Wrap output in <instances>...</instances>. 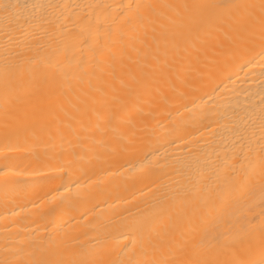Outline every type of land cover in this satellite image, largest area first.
I'll return each instance as SVG.
<instances>
[{
	"label": "bare ground",
	"instance_id": "6f19581e",
	"mask_svg": "<svg viewBox=\"0 0 264 264\" xmlns=\"http://www.w3.org/2000/svg\"><path fill=\"white\" fill-rule=\"evenodd\" d=\"M226 2L256 7L158 9L163 15L129 7ZM33 3L58 7H26ZM259 4L0 0V51L7 43L26 57L13 94L20 103L0 101V259H70L89 238L125 249L132 234H120L176 189L189 158L211 161L203 183L223 186L196 194L212 195L208 215L187 245L165 216L157 246L136 242L127 254L140 264L259 259L264 178L258 164L245 175L252 151L233 131L264 108ZM206 227L222 246L200 247Z\"/></svg>",
	"mask_w": 264,
	"mask_h": 264
},
{
	"label": "snow or ice",
	"instance_id": "6c2138e0",
	"mask_svg": "<svg viewBox=\"0 0 264 264\" xmlns=\"http://www.w3.org/2000/svg\"><path fill=\"white\" fill-rule=\"evenodd\" d=\"M31 9H56L55 4L33 3ZM63 7V6H60ZM136 9H145L149 15H163L158 9H187V10H203L207 8L223 9L230 13L233 9H248L255 8L254 4H235V3H220L213 5L205 4H137L130 5ZM261 13V25L264 27V0H260L259 4ZM223 17H217L222 19ZM26 62V57L23 51L17 50L16 47L5 44L3 50L0 51V101L7 108L13 107L20 103L19 97H14V92L18 86V76L23 70ZM31 63V61H28ZM233 131L238 134L242 140H246L249 150L252 151V156L249 158V168L245 170V175L248 171L257 164L260 169V176L264 178V108L261 109L258 120L252 116H248L241 123L235 124ZM256 143L258 151L252 148ZM211 161L189 158L182 161L176 169V175L180 179L174 181L176 189L171 190L168 194L166 190L162 196L156 200L140 217L136 218L125 232L120 234L119 238L132 234V241L119 252L109 249L108 240L89 238L87 240L78 241V248L72 254L70 259H61L52 261L49 259L32 260L29 264H140L134 256L127 254L128 248H131L133 243L138 242L141 249L146 245L155 248L158 242L159 234L155 230V224L168 216L173 223L180 225L179 233L184 245L188 243V237L196 227L197 221H203L208 215L212 207V195L197 196L198 193L222 192L223 186L215 187V181L212 184H204L203 178L209 170ZM219 172H217V177ZM167 188V186H166ZM180 205L179 208L177 206ZM223 238L213 235L212 229L206 227L203 230L200 239L201 248H211L213 246H222ZM0 264H16L12 256H7L0 259ZM163 264H169L164 261ZM172 264H181V262L173 261ZM191 264H219V262L210 261L207 259H195ZM231 264H264V242L261 243L259 259L254 258L252 254L246 257L234 260Z\"/></svg>",
	"mask_w": 264,
	"mask_h": 264
}]
</instances>
